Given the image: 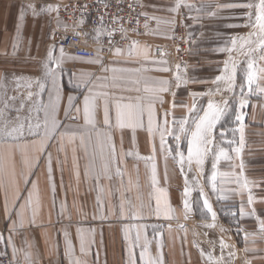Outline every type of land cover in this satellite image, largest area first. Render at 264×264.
<instances>
[{
	"label": "crops",
	"instance_id": "crops-1",
	"mask_svg": "<svg viewBox=\"0 0 264 264\" xmlns=\"http://www.w3.org/2000/svg\"><path fill=\"white\" fill-rule=\"evenodd\" d=\"M66 1L0 0V109H4L9 127L21 121L27 127L37 119L42 123L44 113L36 111L37 102L47 106L51 96V102L56 103L51 82H47L40 96L36 95L39 88L35 82L43 81V65L47 63L49 52L60 57L58 36L73 28L71 23L57 18V11L43 9L59 7ZM176 3L177 0H141L144 13L155 22V27L139 35L133 46H118L120 55L115 54V47L106 57L101 48L103 34L99 32L97 41L98 32L88 31L91 46L102 49L99 59L103 68L100 63L85 62L96 58H79L74 52L63 49L64 60L60 67L65 69L61 79L64 87L57 123L64 126L59 129L60 134L45 141L43 147L39 140L30 142L34 138L27 135L19 141L0 143V156L10 158L5 172L0 174V234L5 237V241L0 242V257L10 255L15 264H29L26 253L30 254V264H75L76 261L130 264L131 248L134 253L131 259L135 264H143L142 250H146V258L147 255L154 258L160 254L162 246L164 264H208L209 254L220 264H264V233L259 231V222L255 216L240 213L241 207L245 213L255 209L256 216L264 218V93L256 88L257 84L264 87V80L256 81L252 85L254 92H248L249 57L240 51V38H246L251 31L247 14L254 13L255 9L226 7L228 4H256L258 0H186L187 5L194 7L181 6L173 11ZM28 5L35 7L36 16ZM22 6L25 14L21 21ZM182 24L187 27L190 42L185 69L178 64L173 42L176 29ZM234 39L237 40L236 50L225 51L232 48ZM157 47L165 49L161 59L155 57ZM130 50L132 55H129ZM251 55L255 60L254 68L264 67L259 51ZM231 61L236 64V77L235 86L229 91L228 83L217 78L224 75L226 62L231 68ZM51 66L55 68L54 64ZM165 68L168 70H160ZM69 72L75 73L71 77L74 80L92 78L95 85L92 91L98 94L93 124L85 122L83 113V96L88 93L68 84ZM177 75L181 77L179 87H176ZM161 80L169 81L168 92L145 91L146 87H158ZM241 87L248 101L245 108L239 106ZM29 92L33 93L31 100ZM104 94L110 108L108 125L103 120ZM70 95L81 111H73L75 119L65 120ZM155 95L164 103L154 105L153 127L162 124L163 113L167 111L170 132H176L178 122L186 117L189 124L185 127H191V119L197 114L203 115L209 102L218 105L224 113L215 125L214 139L208 145L202 166L195 158L189 163L188 140L183 134L179 141L166 135L162 149L159 133L147 130V100ZM173 100L177 105L175 109ZM116 103H143L141 124L134 130L118 128ZM193 103L196 111L189 116L188 107ZM241 113L245 114L244 146L237 155L240 122L236 116ZM173 118L177 124H173ZM110 143L116 147L114 157L110 156ZM220 149H224L227 158L219 156ZM46 153L52 158V177L48 175ZM180 153L184 154L183 167ZM153 156L155 159H150ZM26 161L31 162L30 168ZM153 163L156 165L155 184L152 183ZM13 165L15 186L10 183ZM214 172L215 181L212 180ZM22 173L37 185L38 191H33L31 184L27 185V191L33 193L35 217L31 207L25 208L23 227L17 223L15 230L9 231L4 210L5 185H8V211L13 212V204H24V199H14L13 193L27 197L26 177ZM53 179L55 196L51 190ZM245 179L248 185L241 187ZM186 186L191 193L187 199L192 209L187 213L183 206ZM250 194L252 204H248ZM157 197L162 209L167 204L174 210L172 219H164L162 215L157 218ZM204 198L217 213L215 221L202 207ZM224 215L229 217L224 218ZM12 219L18 221L16 215ZM213 223L215 227L208 226ZM137 232L140 233L138 241ZM221 242L227 247L222 249ZM82 244L84 251H81Z\"/></svg>",
	"mask_w": 264,
	"mask_h": 264
},
{
	"label": "snow or ice",
	"instance_id": "snow-or-ice-1",
	"mask_svg": "<svg viewBox=\"0 0 264 264\" xmlns=\"http://www.w3.org/2000/svg\"><path fill=\"white\" fill-rule=\"evenodd\" d=\"M181 6H187L189 8H192L194 6L187 5L186 0H177L176 7L172 9L173 11H178ZM28 8L32 10V13L34 16L37 15L36 9L33 5H28ZM84 7H87V5H84ZM107 7V5H105ZM226 7L229 8H237V7H244L247 9H255V12L248 13V20H249V27L251 28V31L248 33L246 38H240V51L247 55L249 57V60L247 62V76H246V82L248 85V92L253 93L254 89L252 85L258 81V80H264V67L261 68H254L255 60L252 58V53L259 51V59L264 60V0H258V3H245V4H228ZM46 12H52V11H59L58 7L53 8L52 6H47L45 9H43ZM24 6L21 7L20 16L19 19L22 21L24 19ZM146 15V14H145ZM155 19V17H153ZM101 20V29L104 27L103 25V17H100ZM157 23H160L159 20H157ZM147 27V25H145ZM117 29H110L108 31V35L111 36ZM122 33L125 32V29L122 27L119 29ZM97 41H99V32L97 33V36L95 37ZM111 42V41H110ZM232 48L231 49H224L225 51H235L237 46V40H232ZM254 45V46H253ZM15 50V46H14ZM102 52V49H97V57L96 59L85 61L86 63H100L101 67L103 68V62L99 59V54ZM115 54L120 55L121 49L116 48ZM129 55H132V51H129ZM145 55L147 53L145 52ZM64 60V50L63 48H60V57H54L52 55V52L50 51L47 57V63L43 65L44 73H43V81L37 80L35 83L37 87L39 88V92L36 93L37 96H40L44 93L45 88L47 86V82H51V88L55 92V101L56 103L51 102V96L49 97V104L47 106L43 105L40 102H37L36 104V111L40 112L43 111L44 113V119L41 123L38 119L35 123H29L27 127L25 126V123L21 121L16 126L9 127V121L7 119H4L5 117V111L4 109H0V124H2V127H0V143L7 142V141H19L25 138V136H31L34 138L33 141H30L32 143H35L36 140L40 141L41 147H43V144L45 141H48L49 139H54L57 135H59V129L62 128L63 124H58V105L61 101V91L64 85L61 83V79L63 74L65 73V69L61 68V64ZM55 65V68L51 65ZM59 69V71H57ZM107 71V69H104ZM163 71H167L168 69H160ZM115 71V69H113ZM224 75L217 78V80H225L229 85V91L232 90V88L235 86V77H236V64L234 61H231V68H229V62L225 63L224 69H223ZM69 80L68 84H71L74 88H83L85 92L88 93V95L83 96V113L85 122L88 124H93L95 122V109H96V100L98 98V94L93 93L92 88L95 87V85L92 82V78L89 77L88 79L83 78H77L72 79L71 77L75 76V73L69 72ZM177 84L176 87L180 86L181 83V77L177 75L176 77ZM31 86V85H30ZM256 88L261 92L264 93V87H260L259 84L256 85ZM146 92H152V93H163L169 91V81L167 80H161L159 81V86L154 88H145ZM241 99L239 101L240 108H245L248 104V101L246 98H244V88L241 87ZM197 95V94H193ZM33 96V93L29 92L28 99L31 100ZM173 97H175V93H173ZM11 99H15V97H12ZM104 104H103V120L106 125L110 124V108L109 103L107 99V95H103ZM159 102L161 105L164 103L163 99L159 95H155L153 97L148 98L147 100V109L149 113V120H148V131L150 133L155 134L156 132L159 133L160 136V145L161 148H165V136L166 135H172L176 141L180 140V135L183 134L186 139L188 140V161L191 163L193 158H195V161L199 165H203L205 156L207 155L209 148L208 145L213 142V131L215 128L216 123L219 121L220 117L224 114L218 105H215L212 102H209L207 104V111H204L203 115L197 114L194 118L191 119V127L186 128L185 125L189 124V118L181 119L178 122V129L176 132H170L168 125V115L169 112L165 111L163 113L162 117V124H157L155 127H153V124L156 120V114H155V103ZM225 103H227L225 101ZM177 105L175 104V100H173L172 108L175 109ZM184 107H188L187 105H184ZM5 108H7V104H5ZM145 106L143 103H137L135 105L133 104H120L116 103L115 105V123L116 126L120 129L124 128H132L133 130L139 126L142 122V117L144 113ZM80 112L81 109L77 108L74 104V97L71 95L67 98V109L65 111V120L69 119H75L73 117L72 113ZM196 111L195 103L191 107H188V113L189 116L193 112ZM244 113H241L236 116V120L240 122V127L238 131L240 132V141L239 146L235 148V152L237 155H239L242 151V148L244 146ZM17 120H20L19 117H17ZM173 124H177V121L175 118H173ZM109 139H111L109 137ZM152 151L155 153L156 147L153 143L152 145ZM116 153V147L114 143H110V156L114 157ZM47 171L49 177H52V158L50 154H47ZM127 155V154H126ZM219 156H224L227 158V154L225 153L224 149H220ZM219 156L217 159H219ZM9 157L6 156H0V174L4 173L9 162ZM150 159H155V157H150ZM27 166L31 167V162L26 161L25 162ZM180 163L181 167H183L184 163V154L180 153ZM216 165L213 164V168L215 169ZM239 167L242 169L244 167L243 161L241 160V163L239 164ZM117 174L120 175V170L117 168ZM22 175H25V183H26V192L27 197H21L17 195L15 192L13 193V198L16 200L24 199V204H13V212L8 211V193L7 188L8 185H5V198H4V210L5 215L9 220V231H14L17 223L20 227H23L24 225V209L27 207L32 208V214L33 218L35 217V207H34V201H33V193L27 191V185L31 184L33 191H38L37 185L33 183L30 179V177L27 176L26 173H22ZM79 173L77 172V176ZM11 176L13 179L10 181L13 186H15L14 181V165H13V171L11 173ZM111 178V177H109ZM212 180H216V174L213 173ZM157 182L156 178V165L153 163L152 165V183L155 184ZM187 185V180L185 181ZM236 183H240V177H236ZM248 181L245 179L241 187H247ZM213 190H215L216 185L213 183L212 185ZM51 190L53 193V196H55V181L52 180L51 183ZM191 195L190 191L188 190L187 186L184 190V196L185 199L183 201V206L185 209V212H191V205L187 197ZM201 195L203 196V191H201ZM219 198V197H218ZM253 203V197L251 194L248 196V204ZM202 207L207 210V213L210 214L211 219L213 221L216 220L217 213L213 210L212 204L208 201L207 198L203 199V205ZM173 209L168 206L167 204L162 209L160 207V198L157 197L156 200V207H155V214L157 218H159L161 215L164 219H172L173 218ZM241 216L243 215H249V216H255L257 221L259 222V231L261 233H264V218H261L259 216H256L255 209H252L250 212L245 213V210L243 207L240 208ZM16 215L18 217V221L13 220L12 216ZM235 215V213H233ZM187 218V216L185 217ZM209 227H215V224L208 225ZM137 241L140 239V233L137 232L136 236ZM5 237L0 234V242H4ZM11 242V237H8V243ZM227 247V245L223 244L221 242V248ZM71 251V248L69 246V252ZM81 251H84L83 244L81 245ZM16 249L13 247V255L15 256ZM203 255V253H201ZM134 256V253L132 249H129V257H130V264H135V261L131 258ZM25 259L29 261L30 264V254H25ZM140 259L143 261V264H164L163 260V251L161 246V252L156 257H151L150 255H147L146 258V250H142L140 253ZM222 259V257H221ZM208 264H220L219 260H216L212 257L211 254L207 256ZM75 264H81L80 261H76Z\"/></svg>",
	"mask_w": 264,
	"mask_h": 264
},
{
	"label": "built area",
	"instance_id": "built-area-1",
	"mask_svg": "<svg viewBox=\"0 0 264 264\" xmlns=\"http://www.w3.org/2000/svg\"><path fill=\"white\" fill-rule=\"evenodd\" d=\"M58 8L57 18L73 25L70 32L58 36L56 40L58 47L70 50L77 57L84 59L97 57V50L91 46L87 38L88 31L103 34L101 48L104 55L108 57L115 47L133 46L139 35L155 27V22L145 15L141 0H68ZM101 16L104 25L102 29L100 27ZM121 27L125 29V32L119 31ZM110 29L117 30L109 36ZM173 42L178 64L181 69H185L189 62L190 50L188 30L185 24L176 29ZM164 55V48L155 49L157 59L163 58ZM0 264H15V262L10 255H4L0 257Z\"/></svg>",
	"mask_w": 264,
	"mask_h": 264
},
{
	"label": "rangeland",
	"instance_id": "rangeland-1",
	"mask_svg": "<svg viewBox=\"0 0 264 264\" xmlns=\"http://www.w3.org/2000/svg\"><path fill=\"white\" fill-rule=\"evenodd\" d=\"M223 217H224V218H228L229 216H228V215H227V216H226V215H224ZM232 218H233V217H230V219H232Z\"/></svg>",
	"mask_w": 264,
	"mask_h": 264
}]
</instances>
